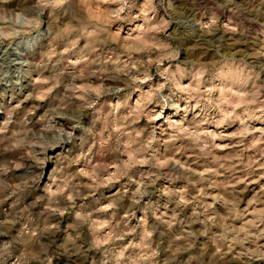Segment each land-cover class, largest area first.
<instances>
[{"label":"clouds","instance_id":"9594fccd","mask_svg":"<svg viewBox=\"0 0 264 264\" xmlns=\"http://www.w3.org/2000/svg\"><path fill=\"white\" fill-rule=\"evenodd\" d=\"M254 34L264 0H0V264H264Z\"/></svg>","mask_w":264,"mask_h":264},{"label":"rangeland","instance_id":"374dc122","mask_svg":"<svg viewBox=\"0 0 264 264\" xmlns=\"http://www.w3.org/2000/svg\"><path fill=\"white\" fill-rule=\"evenodd\" d=\"M225 39L227 38L225 37ZM246 43L249 50L251 47L264 45V36H260L259 38H257V36L254 34L253 38L250 41H247ZM7 99L11 100V96L7 97ZM0 103H4L3 98H0ZM261 183H264V181H261ZM253 188H256V186L255 185L250 186L249 192L245 194L247 198L251 197ZM60 264H63V261H60Z\"/></svg>","mask_w":264,"mask_h":264}]
</instances>
